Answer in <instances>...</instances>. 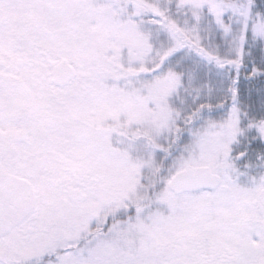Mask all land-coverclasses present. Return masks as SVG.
<instances>
[{"label": "snow or ice", "instance_id": "obj_1", "mask_svg": "<svg viewBox=\"0 0 264 264\" xmlns=\"http://www.w3.org/2000/svg\"><path fill=\"white\" fill-rule=\"evenodd\" d=\"M0 264H264V0H0Z\"/></svg>", "mask_w": 264, "mask_h": 264}]
</instances>
